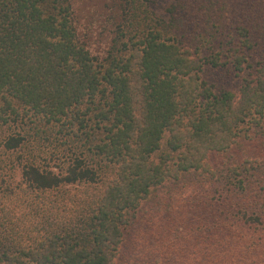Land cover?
Returning <instances> with one entry per match:
<instances>
[{"label": "trees", "instance_id": "trees-1", "mask_svg": "<svg viewBox=\"0 0 264 264\" xmlns=\"http://www.w3.org/2000/svg\"><path fill=\"white\" fill-rule=\"evenodd\" d=\"M255 58L239 95L201 79L204 65L239 73ZM0 101L1 122L31 113L69 137L58 170L23 160L27 186L55 193L48 204L72 198L70 186L104 183L67 219L46 214L34 245L0 238V264H114L129 215L156 188L211 172L210 152L229 150L242 126L263 125L264 0H173L167 17L150 0H124L101 61L79 40L70 0H0ZM25 141L16 133L3 144Z\"/></svg>", "mask_w": 264, "mask_h": 264}, {"label": "rangeland", "instance_id": "rangeland-1", "mask_svg": "<svg viewBox=\"0 0 264 264\" xmlns=\"http://www.w3.org/2000/svg\"><path fill=\"white\" fill-rule=\"evenodd\" d=\"M70 1L79 40L99 61L105 59L122 20L124 0ZM172 2L150 0V6L167 17ZM258 59L239 73L227 64L204 65L200 76L217 94L230 90L239 95ZM41 123L31 113L16 123L0 120V238H15L17 245L43 239L46 214L65 220L78 211V200L92 201L104 187L101 181L70 186L72 198L59 197V206H53L47 202L54 192L43 197L27 186L24 157L58 170L71 156L63 144L69 137H63L60 127ZM16 133L25 134V143L18 150L6 149L3 139ZM206 161L211 172L194 171L165 182L129 215L114 264H264V123L242 126L229 150L212 151ZM241 177L250 181L241 186Z\"/></svg>", "mask_w": 264, "mask_h": 264}]
</instances>
